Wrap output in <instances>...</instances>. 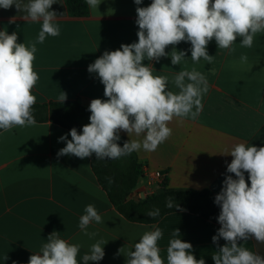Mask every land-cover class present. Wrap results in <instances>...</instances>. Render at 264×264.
Masks as SVG:
<instances>
[{"label": "crops", "instance_id": "1", "mask_svg": "<svg viewBox=\"0 0 264 264\" xmlns=\"http://www.w3.org/2000/svg\"><path fill=\"white\" fill-rule=\"evenodd\" d=\"M151 2L142 0L136 5L134 0H101L97 11L88 7L86 16L75 17L68 15L63 0H56L50 10L58 14L61 34L48 36L43 44H37L33 62L39 74L33 89L35 104L58 102L61 91L67 94L66 101H77L83 106H89L96 98L107 99L98 74L89 73L88 65L106 50L138 42L136 8L147 7ZM24 15L15 6L0 8V31L16 32L18 42L27 44L36 39L41 25L24 20ZM239 42L237 38L232 54L218 49L215 39L209 42L208 54L215 56L211 64L203 59L194 64L189 51L191 44L184 41L175 45L177 51L186 52V60L180 65H172L170 56L151 62L154 75L169 77V90L178 91L171 83L176 72L183 68L190 71L193 67L207 77L210 88L203 97L198 119L174 117L168 122L172 134L155 151L141 148L135 152L142 176L130 199L138 200L139 194L143 200L144 194L162 192V185H146L147 174L156 171L165 176L167 189L208 190L216 196L226 175L235 178L227 173V164L233 159L227 154L233 147L239 143L264 147V34L257 35L252 48H242ZM172 50V45L166 48L168 53ZM241 54L247 55V63L240 62ZM69 132L49 120L37 121L32 127L16 126L8 132L0 130V264H28L29 257L39 253L54 230L69 243L81 245L78 264H83V255L101 238L108 241L104 245V258L89 264H126V253L134 250L143 233L154 226L163 231L158 246L165 261L172 232L179 228V238L193 245L195 257L214 264L211 257L217 245L212 237L220 228L219 223L188 212L166 214L153 224L127 221L98 184L89 157L57 156L66 146L59 137ZM119 135L125 141L143 140V135L129 136L123 130ZM247 177L245 173L250 185ZM88 204L95 205L104 221L89 226V232L98 233L93 239L78 227ZM241 243L264 256V243L255 239ZM224 244L221 238L219 245Z\"/></svg>", "mask_w": 264, "mask_h": 264}, {"label": "clouds", "instance_id": "2", "mask_svg": "<svg viewBox=\"0 0 264 264\" xmlns=\"http://www.w3.org/2000/svg\"><path fill=\"white\" fill-rule=\"evenodd\" d=\"M85 3L97 11L101 0H85ZM134 3L140 5L142 0ZM53 4L56 0H27V3L0 0V8L7 10L15 6L18 12L25 13L24 20L41 25L36 39L27 44L18 42L16 32L0 31V130L3 132L16 126L37 124L33 115L37 97L33 89L39 74L33 62L37 44H43L48 36L61 34L58 14L50 10ZM136 13L138 42L121 44L114 51L106 50L88 65L89 73L98 74L107 99L96 98L90 102V123L82 127V132L73 127L59 137L66 146L57 152L58 157L74 155L84 159L95 154L96 159H119L141 148L155 151L172 134L168 122L174 117L199 118L202 100L210 85L195 67L190 71L183 68L171 80L178 91L169 90V77L154 75L151 62L170 56L172 65H180L186 60V52L177 51L175 45L184 41L191 44L189 51L194 64L201 59L211 64L215 56L208 54L207 45L213 39L218 49L232 54L237 38L240 47L252 48L257 35L264 34V0H152L147 7L138 6ZM169 45L173 46L170 53L166 52ZM247 60V55L241 54L240 62L247 63ZM66 99L67 94L61 91L58 102ZM121 130L129 136L143 135V140H128L121 147L117 143ZM227 155L233 158L227 164V173L234 174L235 178L226 175L221 191L215 196L214 202L220 207L217 218L220 228L212 237L217 251L211 258L214 264H264V256L241 243L250 239L264 243V147L239 143ZM108 180L111 184V178ZM165 206L179 207L171 196L166 198ZM147 215L154 219L160 215V209L150 210ZM92 223L104 221L95 205L88 204L78 227L89 239L98 235L88 231ZM180 236L176 228L166 248L165 261L158 246L163 231L154 226L153 230L143 233L134 250L126 253V264H206L205 259L195 257L193 245ZM221 238L225 241L223 246L219 245ZM107 242L103 238L96 240L83 255V264L101 261ZM80 249V244L69 243L54 230L39 253L29 257L28 264H78Z\"/></svg>", "mask_w": 264, "mask_h": 264}, {"label": "trees", "instance_id": "3", "mask_svg": "<svg viewBox=\"0 0 264 264\" xmlns=\"http://www.w3.org/2000/svg\"><path fill=\"white\" fill-rule=\"evenodd\" d=\"M70 16L81 17L88 14L85 0H63ZM89 106H83L77 101L50 102L49 104L33 105V115L38 122L49 120L55 125L70 131L75 127L82 132V127L88 123L91 113ZM125 139L120 136L117 142L121 147ZM90 158L92 172L106 193L109 202L127 221L153 224L164 215L173 212H188L203 219L218 223L220 207L214 202L215 196L208 190L178 191L166 188V181L162 184V192L147 196L143 200L129 198L135 189L138 179L142 176V167L137 162L135 152L119 159H96L95 154ZM111 178L112 183H109ZM174 197L179 207L169 209L165 206L166 198ZM160 209V215L151 218L147 215L150 210Z\"/></svg>", "mask_w": 264, "mask_h": 264}, {"label": "built area", "instance_id": "4", "mask_svg": "<svg viewBox=\"0 0 264 264\" xmlns=\"http://www.w3.org/2000/svg\"><path fill=\"white\" fill-rule=\"evenodd\" d=\"M165 180V176L159 172V171H156V172H152L150 174H147V182H146V185L149 187L153 184H156L158 186H161L163 184ZM150 195V194H148ZM148 195L144 194L145 197H147ZM138 200H140L141 198L139 197V194H138Z\"/></svg>", "mask_w": 264, "mask_h": 264}]
</instances>
